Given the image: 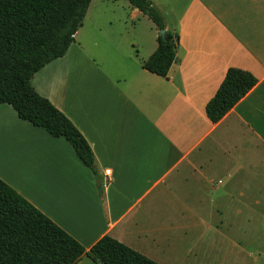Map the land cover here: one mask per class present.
Here are the masks:
<instances>
[{
	"label": "crops",
	"instance_id": "1",
	"mask_svg": "<svg viewBox=\"0 0 264 264\" xmlns=\"http://www.w3.org/2000/svg\"><path fill=\"white\" fill-rule=\"evenodd\" d=\"M103 1L31 81L85 136L100 179L11 104L0 105V177L87 250L110 235L160 264H225L224 219L242 210L224 203L258 202L264 187V0H151L180 37L166 77L143 67L153 21ZM230 67L258 83L214 123L206 106ZM252 181L262 190L243 188Z\"/></svg>",
	"mask_w": 264,
	"mask_h": 264
},
{
	"label": "trees",
	"instance_id": "2",
	"mask_svg": "<svg viewBox=\"0 0 264 264\" xmlns=\"http://www.w3.org/2000/svg\"><path fill=\"white\" fill-rule=\"evenodd\" d=\"M160 31L158 47L143 67L166 77L177 59L180 37L167 29L151 0H129ZM92 0H0V105L54 137H64L100 179L95 154L78 127L32 85L33 76L63 57L75 41ZM258 83L250 71L230 67L207 103L217 123ZM100 188V184H99ZM84 255L103 264H160L118 239L104 235L89 250L0 177V264H76Z\"/></svg>",
	"mask_w": 264,
	"mask_h": 264
},
{
	"label": "rangeland",
	"instance_id": "3",
	"mask_svg": "<svg viewBox=\"0 0 264 264\" xmlns=\"http://www.w3.org/2000/svg\"><path fill=\"white\" fill-rule=\"evenodd\" d=\"M107 3V0L103 1ZM244 167L237 177L245 179V173L248 165ZM221 178H225L221 176ZM250 178H247V180ZM249 181V180H248ZM262 190L260 184L252 181L244 185L245 189ZM258 202L256 201H234L229 200L224 204L227 209L240 208V214H229L224 219V233L226 235V254L223 262L225 264H264V187L261 191ZM237 242V246L234 245Z\"/></svg>",
	"mask_w": 264,
	"mask_h": 264
},
{
	"label": "water",
	"instance_id": "4",
	"mask_svg": "<svg viewBox=\"0 0 264 264\" xmlns=\"http://www.w3.org/2000/svg\"><path fill=\"white\" fill-rule=\"evenodd\" d=\"M160 34H161L162 36H165V35H166V29H162V30H160Z\"/></svg>",
	"mask_w": 264,
	"mask_h": 264
},
{
	"label": "built area",
	"instance_id": "5",
	"mask_svg": "<svg viewBox=\"0 0 264 264\" xmlns=\"http://www.w3.org/2000/svg\"><path fill=\"white\" fill-rule=\"evenodd\" d=\"M111 171L110 170H106V174L110 175Z\"/></svg>",
	"mask_w": 264,
	"mask_h": 264
}]
</instances>
